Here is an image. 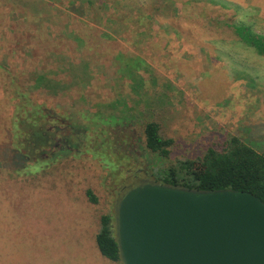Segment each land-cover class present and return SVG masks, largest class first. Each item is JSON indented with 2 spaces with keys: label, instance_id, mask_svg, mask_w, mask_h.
Here are the masks:
<instances>
[{
  "label": "rangeland",
  "instance_id": "rangeland-1",
  "mask_svg": "<svg viewBox=\"0 0 264 264\" xmlns=\"http://www.w3.org/2000/svg\"><path fill=\"white\" fill-rule=\"evenodd\" d=\"M228 23L264 34V0H0V264H122L95 235L134 175L264 153V55Z\"/></svg>",
  "mask_w": 264,
  "mask_h": 264
},
{
  "label": "water",
  "instance_id": "water-1",
  "mask_svg": "<svg viewBox=\"0 0 264 264\" xmlns=\"http://www.w3.org/2000/svg\"><path fill=\"white\" fill-rule=\"evenodd\" d=\"M114 203L122 264H264V202L140 177Z\"/></svg>",
  "mask_w": 264,
  "mask_h": 264
},
{
  "label": "trees",
  "instance_id": "trees-1",
  "mask_svg": "<svg viewBox=\"0 0 264 264\" xmlns=\"http://www.w3.org/2000/svg\"><path fill=\"white\" fill-rule=\"evenodd\" d=\"M226 25L245 45L252 47L258 55H264V34L243 24ZM143 137L148 150L160 157H168L173 140L162 133L158 122L146 121ZM150 176L160 183L190 189L246 191L264 202V153L238 135H229L221 150L208 147L195 158L177 159L167 166L153 167ZM86 196L90 202H97L90 189H86ZM114 231V213L101 214L95 235L98 250L108 260L121 262Z\"/></svg>",
  "mask_w": 264,
  "mask_h": 264
},
{
  "label": "flooded vegetation",
  "instance_id": "flooded-vegetation-1",
  "mask_svg": "<svg viewBox=\"0 0 264 264\" xmlns=\"http://www.w3.org/2000/svg\"><path fill=\"white\" fill-rule=\"evenodd\" d=\"M52 129H53L55 132L58 131V128L55 129L54 127H49V128H48V131H51ZM50 138H51V136H50ZM47 141L49 142V138H48V137H46V139H45V142H46V143H47ZM140 177H141V176H138V175L136 174V175L133 176V179H131L129 182L123 184V185L121 186V188H120V192H119V195H118V196H120V194H122V193L127 189L128 186H133V185L137 184V183H138L137 180H138Z\"/></svg>",
  "mask_w": 264,
  "mask_h": 264
}]
</instances>
